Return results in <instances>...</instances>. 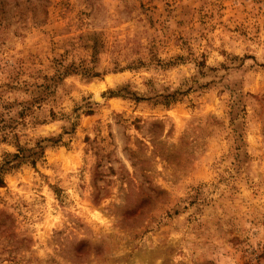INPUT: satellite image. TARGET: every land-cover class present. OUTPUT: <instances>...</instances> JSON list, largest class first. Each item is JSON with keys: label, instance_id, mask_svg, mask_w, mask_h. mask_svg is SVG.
Instances as JSON below:
<instances>
[{"label": "rangeland", "instance_id": "374dc122", "mask_svg": "<svg viewBox=\"0 0 264 264\" xmlns=\"http://www.w3.org/2000/svg\"><path fill=\"white\" fill-rule=\"evenodd\" d=\"M0 177V264H264V0H0Z\"/></svg>", "mask_w": 264, "mask_h": 264}, {"label": "trees", "instance_id": "16d2710c", "mask_svg": "<svg viewBox=\"0 0 264 264\" xmlns=\"http://www.w3.org/2000/svg\"><path fill=\"white\" fill-rule=\"evenodd\" d=\"M35 163V161H33V164ZM4 184V180L0 177V186H3Z\"/></svg>", "mask_w": 264, "mask_h": 264}]
</instances>
